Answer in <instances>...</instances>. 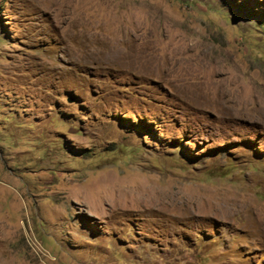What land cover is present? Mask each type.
<instances>
[{
  "label": "rangeland",
  "instance_id": "374dc122",
  "mask_svg": "<svg viewBox=\"0 0 264 264\" xmlns=\"http://www.w3.org/2000/svg\"><path fill=\"white\" fill-rule=\"evenodd\" d=\"M0 264H264V0H0Z\"/></svg>",
  "mask_w": 264,
  "mask_h": 264
}]
</instances>
